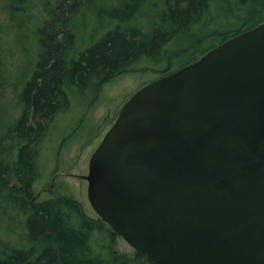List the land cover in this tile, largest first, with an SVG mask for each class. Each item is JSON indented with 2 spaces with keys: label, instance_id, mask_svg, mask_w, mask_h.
<instances>
[{
  "label": "water",
  "instance_id": "95a60500",
  "mask_svg": "<svg viewBox=\"0 0 264 264\" xmlns=\"http://www.w3.org/2000/svg\"><path fill=\"white\" fill-rule=\"evenodd\" d=\"M85 178L150 264H264V22L139 88Z\"/></svg>",
  "mask_w": 264,
  "mask_h": 264
},
{
  "label": "trees",
  "instance_id": "16d2710c",
  "mask_svg": "<svg viewBox=\"0 0 264 264\" xmlns=\"http://www.w3.org/2000/svg\"><path fill=\"white\" fill-rule=\"evenodd\" d=\"M0 3L10 15L0 20V80L10 55L3 40L8 27L19 25L34 34L30 51L37 57L20 95L22 114L0 137V264H150L141 252L132 257L114 252L118 234L100 217L90 216L78 199H34L43 139L70 106L72 89L96 87L142 62L165 59L169 70L180 52L190 59L197 42L216 37L221 43L264 22V0ZM181 36L188 47L176 51ZM15 210L20 225L6 237L5 223Z\"/></svg>",
  "mask_w": 264,
  "mask_h": 264
},
{
  "label": "rangeland",
  "instance_id": "374dc122",
  "mask_svg": "<svg viewBox=\"0 0 264 264\" xmlns=\"http://www.w3.org/2000/svg\"><path fill=\"white\" fill-rule=\"evenodd\" d=\"M9 16L7 6L0 3V20L6 21ZM17 21L18 24L22 23L19 18ZM3 40L6 47L10 48L8 49L10 55L6 59L8 68L5 74L2 73L4 76L0 80V137L22 114L20 95L25 82L32 75L33 65L37 59L30 51L31 43L35 40L34 34L27 33L25 28L19 25L14 29L8 27ZM219 41L218 38L212 37L197 42L191 58L187 60L188 55L180 52L173 58L169 70L164 68L168 64L165 59L142 62L136 65L140 68L113 77L96 87L72 89L69 95L70 106L57 115L41 144L40 180L34 183V199L43 201L61 195L74 197L82 202L90 216L99 217L89 201V183L83 176L89 174L92 154L115 123L126 101L145 84L166 72L175 71L196 57L199 58L212 44ZM177 45L174 49L176 51L188 47L183 36L179 37ZM144 65L150 66L143 67ZM15 185H18V182ZM6 210L11 212L9 203ZM18 213V210L13 211V216L10 215L6 220L4 229L6 237L7 233H13L18 229L20 225ZM111 249L131 257L136 253V249L119 235Z\"/></svg>",
  "mask_w": 264,
  "mask_h": 264
},
{
  "label": "flooded vegetation",
  "instance_id": "af4514ba",
  "mask_svg": "<svg viewBox=\"0 0 264 264\" xmlns=\"http://www.w3.org/2000/svg\"><path fill=\"white\" fill-rule=\"evenodd\" d=\"M193 62V61H192ZM179 69V68H178ZM178 69H176V70H178ZM175 70V71H176ZM127 72H131V70H129V71H127ZM127 72H125V73H127ZM171 72H174V70L173 71H170V72H166L165 74H162L159 78H161V77H163V76H165V75H167V74H169V73H171ZM125 73H123V74H125ZM122 74H120V75H118V76H121ZM115 77H117V76H115ZM159 78H157V79H159ZM111 79V78H110ZM110 79H108L107 81H109ZM156 80V79H155ZM107 81H105V82H107ZM105 82H103V83H105ZM131 98V96L129 97V99ZM128 99V100H129ZM119 115V114H118ZM118 117V116H117ZM89 168H90V164H89ZM88 175V174H87ZM85 176L86 175H84L83 177L85 178ZM86 179V178H85ZM40 180V175H39V177L37 178V180L36 181H39ZM87 180V179H86ZM88 181V180H87ZM89 183V182H88Z\"/></svg>",
  "mask_w": 264,
  "mask_h": 264
}]
</instances>
